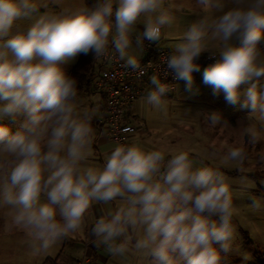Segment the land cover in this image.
<instances>
[{
  "label": "clouds",
  "instance_id": "obj_1",
  "mask_svg": "<svg viewBox=\"0 0 264 264\" xmlns=\"http://www.w3.org/2000/svg\"><path fill=\"white\" fill-rule=\"evenodd\" d=\"M197 3L206 14L164 56V75L191 91L200 55L218 57L203 69V83L228 104L250 109L248 121L232 127L220 112L198 114L209 127L246 131L247 143L256 144L264 133V0ZM41 7L45 0H0V121L16 125L13 131L0 123V207L8 206L12 223L26 230L31 254L80 231L92 205L102 202L115 208L92 222V243L112 257L131 264H222L221 251H231L237 239L234 180L218 167L197 165L189 151L167 154L137 143H118L103 164L90 162L97 109L79 107L77 80L63 67L81 54L115 56L142 75L141 49L173 25L171 7L165 0ZM149 80L142 100L163 109L171 85L155 72ZM210 155L238 170L247 158L239 146ZM250 199L252 208L264 210V199Z\"/></svg>",
  "mask_w": 264,
  "mask_h": 264
},
{
  "label": "rangeland",
  "instance_id": "obj_2",
  "mask_svg": "<svg viewBox=\"0 0 264 264\" xmlns=\"http://www.w3.org/2000/svg\"><path fill=\"white\" fill-rule=\"evenodd\" d=\"M79 3L80 0H61L60 4L45 0L47 7H41L40 11H60L62 8L76 7ZM165 6L171 7L175 21L173 25L162 29V38L157 42V46L172 51L174 45L183 38L187 25L206 14V10L199 6L197 0H165ZM27 23L20 21L18 26L23 28ZM138 29L143 30V26L138 25ZM204 55L211 56L208 52L200 56ZM78 56L63 66L67 74L76 63ZM202 73L203 71L197 77H193L191 91L186 90L185 82L178 86L175 97L170 101L167 100L163 109H153L144 103L142 98H137L132 103L131 112L144 120L147 125V134L144 135L143 142L139 143L148 148H156L159 145L165 152L189 151L197 165L207 164L218 167L226 176L234 180V204L237 206L234 223L237 239L231 251L227 253L221 251L222 264H252L256 262L257 254L264 256V210H256L250 206L252 203L250 197L264 199V193L261 192L262 189L264 190V159H261L264 157V133H261V138L256 144H248L247 133L244 130L224 126L209 127L198 114L199 112H220L229 125L239 127L247 123L251 110L241 107L239 103L228 104L222 92L214 93L211 86L203 83ZM80 92L78 91L79 107L82 109L85 102L82 99L89 96L79 95ZM172 122L175 130L171 139L166 134V125H171ZM0 123L8 124L15 131L16 125L13 121L4 120ZM237 146L243 147L247 153L240 170L235 165L231 163L226 165L218 157L210 155L213 151L223 153L228 148ZM251 175H257L258 179L252 178ZM241 177L244 178L243 181ZM101 207L104 213H109L115 208L113 204L104 203H101ZM87 218L90 219V216ZM84 229L85 225L80 231L73 233V236H70L73 240L67 241L63 237L48 252L32 255L27 244L26 230L14 225L9 207L2 206L0 207V264H55L59 254L68 252V242L73 243L75 247L80 245ZM99 255L105 260V264H131L112 257L102 246Z\"/></svg>",
  "mask_w": 264,
  "mask_h": 264
},
{
  "label": "built area",
  "instance_id": "obj_3",
  "mask_svg": "<svg viewBox=\"0 0 264 264\" xmlns=\"http://www.w3.org/2000/svg\"><path fill=\"white\" fill-rule=\"evenodd\" d=\"M170 51L152 49V42L145 40L141 49L140 63L143 67V74L124 66V62L118 57L111 56L101 59L105 64V70L91 81V89L103 96L104 106L101 117L105 135L114 145L129 144L128 139L133 132V127L124 121L126 107L137 96V87L143 81L150 82L149 76L158 73L164 83L171 85V93L176 84L184 82L177 80L172 74L164 75V56ZM217 58L211 56H200L197 63L200 64V71L205 65L212 64ZM199 71H194L193 75ZM151 86V85H150ZM89 244L84 243V252L76 264H94L88 256Z\"/></svg>",
  "mask_w": 264,
  "mask_h": 264
},
{
  "label": "crops",
  "instance_id": "obj_4",
  "mask_svg": "<svg viewBox=\"0 0 264 264\" xmlns=\"http://www.w3.org/2000/svg\"><path fill=\"white\" fill-rule=\"evenodd\" d=\"M158 41L152 42V49L154 51L166 50V51L171 52V50H169V49H164V48L158 47L157 46ZM101 64L102 65L99 69V74H101L105 70V64H103L102 61H101ZM203 69L201 71H199L198 73L194 74L193 77L194 78L197 77V75L200 72H202ZM183 83L184 82H179L178 84H176L174 90L171 93L166 94V99H168V101H170L173 97H175L178 86L182 85ZM149 87H150V82L143 81V82L139 83V85L137 87V90H138L137 96L126 107V109L124 111V121L126 123L130 124L134 129L133 132L131 133V135L129 136V139H128L129 144L141 142L143 140L144 135L147 134L146 122L144 120L140 119L137 115L133 114V112H131V108H132V103L137 98H142L146 95V92H147ZM78 91L79 92L81 91L79 93V95L89 96V97H86L85 99H82L85 101L83 103L84 106L82 107V109H88V108H96L97 109L96 115L93 117V120H92V125H93V128L95 130V135H94V139H93V143H92V152H91V155L89 157V161L96 164V165H101L104 162L105 156L115 146L110 140L107 139V137L105 135L104 126L102 125V122H101L103 106H104V99H103V96L99 95L98 93H95L91 89V84L89 87H86L84 85L78 87ZM174 130L175 129H174L173 122L171 125H166V134L169 137H171V139L174 136ZM139 145H142V144L139 143ZM143 148H145L146 150L154 149L152 147L148 148L146 145ZM156 148L162 149L161 147H159V145L156 146ZM166 153L172 154L173 151L168 150V151H166ZM101 203L102 202L92 205L90 213L88 215V216H90V219H88V218L86 219L83 238L82 239L80 238V245H78V247H75L73 243L68 242L67 243L68 252L67 253L61 252L62 254H59L57 256V258L55 260V264H57V261L59 264H76V262L83 255L85 242H87L89 244L88 256L92 259V262L94 264H99V262L102 264H105V260L102 259V257L99 255V250L101 249V247H97L95 244L92 243L93 237L91 234V226H92V222H93L92 219L95 220L97 217L106 216L108 214V213L102 212L103 209L101 207ZM113 206H115V204H113ZM71 235L73 236V233L70 234L69 236L68 235L65 236L64 238H66L67 241L73 240V238L70 237Z\"/></svg>",
  "mask_w": 264,
  "mask_h": 264
},
{
  "label": "trees",
  "instance_id": "obj_5",
  "mask_svg": "<svg viewBox=\"0 0 264 264\" xmlns=\"http://www.w3.org/2000/svg\"><path fill=\"white\" fill-rule=\"evenodd\" d=\"M89 2H91V0H89ZM101 65V59H94L91 54H81L78 56L76 63L71 68L69 75L76 78L77 87L82 85L89 87L91 81L99 75ZM251 177L258 179L257 175H251ZM261 192L264 193V190L262 189ZM252 264H264V256L257 254L256 262Z\"/></svg>",
  "mask_w": 264,
  "mask_h": 264
}]
</instances>
